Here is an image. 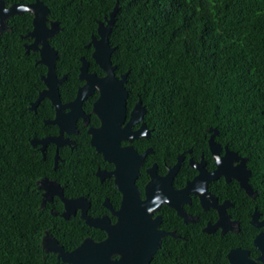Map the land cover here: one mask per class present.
I'll list each match as a JSON object with an SVG mask.
<instances>
[{
	"label": "trees",
	"instance_id": "trees-1",
	"mask_svg": "<svg viewBox=\"0 0 264 264\" xmlns=\"http://www.w3.org/2000/svg\"><path fill=\"white\" fill-rule=\"evenodd\" d=\"M3 1L6 7L35 2ZM41 1L50 11L48 26L59 24L49 42L58 51V77H68L60 85L62 100L73 99L81 85V59L88 63L89 72L102 75L91 58L90 43L94 35L99 37V23L107 24L118 6L109 34L114 47L111 60L117 66L116 76L128 74L127 110L140 100L146 110L143 122L151 130L149 139L133 143L138 152L153 150L140 169L139 187L148 179L147 167L156 163L165 174L181 152L185 161L180 181L181 176L192 175L189 157L198 161L203 154L213 168L211 134L224 149L246 159L251 170L254 198L231 194L238 209L249 200V218L246 213L237 217L242 231L249 230L247 239L195 236L187 244L189 249L183 243L185 249L171 254L176 244L166 237L151 264H229L226 252L234 245L258 253L253 239L261 228L250 219L255 209L264 219V0ZM6 25L0 34V264H68L45 248L47 235L70 252L85 239L101 241L107 233L86 224L79 213L65 217L62 199L46 200L37 181L56 180L67 197H87L89 213L101 216L109 213L105 197L117 208L120 194L112 179L100 181L95 173L113 166L90 146L84 130L76 145L60 147L63 161L57 170L52 144L46 159L38 146H31L32 138L57 133L55 125L44 122L54 114L46 98L30 108L46 89L42 78L47 67L38 63L37 51L25 49L32 42L25 38L32 30V15L12 16ZM92 122L98 120L92 116ZM176 255L183 258L176 261Z\"/></svg>",
	"mask_w": 264,
	"mask_h": 264
},
{
	"label": "water",
	"instance_id": "water-1",
	"mask_svg": "<svg viewBox=\"0 0 264 264\" xmlns=\"http://www.w3.org/2000/svg\"><path fill=\"white\" fill-rule=\"evenodd\" d=\"M117 7L111 13L110 19H107V24L99 23V37L94 35L90 43L94 46L91 58L105 73V76L98 78L94 74H89L87 72L88 63L81 59L79 78L85 84L78 89L75 100L64 105L61 101L60 85L64 83L65 77L63 79L57 77L58 51L52 48L49 42L57 33L59 24L50 22L48 26L50 11L41 0H35L34 3L28 5L13 4L9 7H6L5 2L0 0V34L7 30L6 21L8 18L23 13L32 15V30L25 37H30L32 42L25 45V49L27 53L37 51L38 63L47 67V74L42 78L46 89L39 92L30 108H36L43 98H48L56 110V117L52 123H57L61 128L57 137L37 140L39 143H43V148L49 141L55 142L57 147L70 143L69 139L64 138L63 131L73 133V130L70 132L69 128H73L72 124H75L78 118H82L84 121L88 119V115L81 109L82 102L94 90L97 89L100 92L92 110L100 121V127L89 128L87 134L90 136V146L101 155L105 163L113 165L112 171L100 174L113 179L115 189L121 194L122 199L119 208L116 210L110 207L107 200L104 203L116 219L115 222H112L107 215L91 217L88 214L90 203L87 199H67L63 192L59 193L65 205L63 212L65 217L76 214V210L80 207L81 217L85 219L88 225L100 228L107 233V237L101 241H95L91 238L85 239L80 246L70 252L64 251L56 239L47 235L44 241L45 248L57 252L62 261L68 264H151L155 253L161 247L163 237L169 235L158 230L160 218L153 219V215L162 203L172 207L168 192L172 191L170 184L181 160L177 161L171 173L164 178L157 177L156 166H154L150 170L152 181L146 187V199L140 198L135 182L143 160L152 152V149L149 148L139 154L130 145L121 146V142L131 143L136 139L149 138L150 134L143 123L140 124L137 131L131 130V127L139 124L143 115L146 114L140 100L131 111L129 121L125 123L128 95L125 83L128 74L121 75L119 78L115 76L116 66L111 60L114 47L110 45L109 41ZM66 108L69 109V112L64 111ZM208 147L215 160L216 169L212 173L204 175L203 163H200L196 167L200 174L191 183L203 182L205 185L208 181L217 180L222 175L227 181L233 179L238 182L250 197L255 195L250 185L251 170L247 168L246 159H241L240 163L233 166L232 163L237 161L239 155L228 147H225L226 152H224L223 157H220L219 151L222 147L215 140V134H211L210 139H208ZM159 190H163V193L166 192L167 194L158 196ZM252 223L256 227L264 228V221L259 222L257 214H255ZM255 246L261 252L260 259L264 263V232H261L257 237ZM230 264L239 263H235L230 258ZM242 264L258 263L249 259V262Z\"/></svg>",
	"mask_w": 264,
	"mask_h": 264
},
{
	"label": "flooded vegetation",
	"instance_id": "flooded-vegetation-1",
	"mask_svg": "<svg viewBox=\"0 0 264 264\" xmlns=\"http://www.w3.org/2000/svg\"><path fill=\"white\" fill-rule=\"evenodd\" d=\"M116 70H117V66H116ZM116 70H114L115 76H116ZM87 72L89 74L96 75L95 73L89 72L88 69H87ZM101 72H102V75H100V76L96 75L98 78L105 76V73L102 70H101ZM56 74H57V72H56ZM79 74H80V67H79V73H78V81L81 82V85L77 88L74 98L70 99V100H62V98H61L62 104L66 105V104L72 103L75 100L78 89H80L85 84V82L79 78ZM121 75H124V74H121ZM121 75H119V77H121ZM57 77H58V75H57ZM64 77H65V79H64V82H65L68 79L67 75H63L62 77H58V78L63 79ZM116 77L119 78L118 76H116ZM99 96H100V92H99V90L96 89L93 91V93L91 95H89L82 102L81 109L83 110V112L86 115H88V119L84 121L82 118H78L76 120L75 124H72L73 128L72 129L69 128L70 132H71V130H73V133L71 132L72 134L68 133L66 130L63 131L64 132V138L69 139L70 143L63 144L60 147L65 146V145L73 147L74 145L77 144L76 140H78V138H76V137L80 136V134L83 130L85 131V134L88 135L87 130L89 128L100 127L99 119L92 112L93 105L98 100ZM93 97H95V98H93ZM127 98H128V95H127ZM43 99H45V98H43ZM46 99L50 102L51 106L53 107L54 114L52 117L44 119V122L48 123V124L55 125L57 127V133L48 134L46 136H43L42 138H35L34 137L30 140V144L33 147L38 146V150L41 151L43 154V159H46V151H49V146L52 144L55 147L54 169L57 170L58 166H59L58 163L63 161V159L60 158V154H59L60 147H57L55 142L49 141L45 144V147L43 148V143H39L37 141L39 139H44L46 137H57L60 134V130H61L60 126L57 123H52V120H54L56 117V110H55V107L53 106L51 100H49L48 98H46ZM135 104L133 105V108L130 111H128V110L126 111L125 123L127 121H129L130 116H131V111L134 109ZM89 106H90L89 111H86V109H88ZM126 109H127V99H126ZM64 111L69 112V109L66 108ZM92 116H94L98 120V123L92 122ZM143 117H145V115H143ZM143 117L140 120L139 124H135L134 126L131 127L132 131H137L139 129L141 123L146 125V123L143 122ZM146 127L149 130V134L151 137V130L148 128L147 125H146ZM89 138H90V136H89ZM149 138H141V139H149ZM33 140H35V141H33ZM136 140H139V139H136ZM136 140L131 141V143L121 142V146L130 145L133 149H135L138 152V150L133 147V143ZM149 148L152 149V147H147L145 150H143L142 152H138V153L141 154ZM223 149L224 148L222 147V149H220V151H219L220 157H223L224 152H226V150L225 149L223 150ZM57 152H58V157H57ZM152 152H153V150H152ZM151 153H149V154H151ZM148 155L145 158V160H143V163L139 168L138 177H137L136 182H135L136 186L138 188L139 194H140V198L142 200L146 199V187L152 181V176H151L150 170L154 166H156L157 177L164 178V177L168 176V174L171 173V170L175 167V165L167 167V172L165 174H162L161 173L162 171L159 170L157 164L154 163L153 165H151L150 167H147L145 169V174H146L148 179L145 180L146 182H145V184L142 185V187H139L137 180L141 176L140 175V169L143 167V165H145L147 158H148ZM210 155H211V160L213 161V166H214L213 168L210 165H207L206 160L203 158V154L200 155V159L198 161H196L190 157L187 158L188 165H189L190 169L192 170V175L189 176L190 174H188L187 177L181 176L182 181H180L179 176L181 174L180 171H181L182 164L185 161V153L181 152V153L177 154L176 162L174 164H176L179 159L181 160V162H180V166L178 167L177 172L174 175V178L172 179V182L170 184V187H172L171 188L172 191L168 192L170 194L169 199L172 202V207L167 205L166 203H162L159 206V208L156 211H154L153 219H155L157 217L160 218L158 230L169 234V235L163 237V239L166 237H170L174 240V242L176 244L174 247H172V251L169 252L171 254L173 252L176 253L179 250L185 249V246H186V249H189L187 244H189V242L191 240H193V237H195V236L201 237V238H204V237L205 238H215V237H228V236L229 237L230 236L242 237L243 236L247 239V237L245 236V233H247V231H249V230L242 231V229L240 228V222H239L237 217H241V214L246 213V215H247L246 218H249V200H246V205L242 209H238V207L236 208V201L234 200V198L231 197V194H236V195L242 194V195H245L247 198H249V194H247L246 191L243 188H241L240 184L233 179H230L227 181V180H225V177L222 175L219 176V178L217 180L210 181V182L208 181L205 185L203 182L191 183L200 174V171L196 168L197 166H199L200 163H203L204 175L210 174L216 169V165H215L216 163L212 157L211 152H210ZM241 159H243V158H241L239 155V158L237 159V161H234L232 163V165L236 166L238 163L241 162ZM113 168L109 171L97 170L95 174L97 175V177H99L100 181H104V180L106 181V180L112 179V178L107 177L106 175L102 176L103 174L101 175L100 173H104V174L109 173L110 171L113 170ZM142 179H143V177H142ZM221 180H223V181L221 182ZM37 184H38V187L43 190V197L46 200L52 201L56 197H59L61 199L59 193L63 192L64 197L67 199H77V198L87 199L90 203V208H91V201L85 196L67 197L64 194V188L56 180L44 177L42 179H39L37 181ZM163 184H165V183H163ZM113 185H114V181H113ZM165 193H163V190H159L158 196L160 194L163 195ZM254 196L255 195H253L251 198H254ZM121 199H122V196L120 194V202H121ZM106 200L112 209L116 210L119 208L120 203H119V206L117 208H113L107 197H105L103 204L105 203ZM104 206H105V204H104ZM105 207L109 210V208L107 206H105ZM90 208L88 210V214L91 217H102L104 215H107L112 222H115L116 219H114V221H113L114 216L111 215L110 210H109V213H105L101 216H92V214L89 213ZM168 208L173 210V212L171 213L168 210ZM236 210H237V212H235ZM78 213L80 214V217H81V208L80 207L76 210V214H72V215L75 216ZM255 214L258 215V221L259 222L264 221V219H261V215L257 211V209H255L253 214H251V219H250V223L252 225H253L252 222H253V218H254ZM83 220H85V219H83ZM247 223H249V219H247ZM258 228H261V230L255 235V237L253 239L254 246H255V241H256L257 237L260 235L261 232H264L263 227H258ZM247 236H249V233H247ZM162 242H163V240H162ZM183 243L186 245L182 246L181 244H183ZM161 246H162V244H161ZM255 248L257 249L259 254L257 252L255 253V251L249 250V247H246V246L234 245V246L229 247L227 252H226V258H227L228 263L230 264V258H231L232 261H234L235 263H239V264H242L244 262H249V259H251V261L257 262L258 264H264L260 259L261 252L259 251V249L256 246H255ZM176 256H177L176 261H178V259H180L182 257V255H176Z\"/></svg>",
	"mask_w": 264,
	"mask_h": 264
}]
</instances>
